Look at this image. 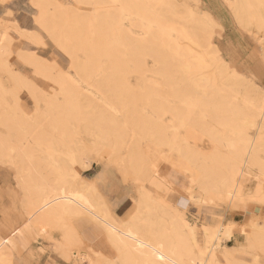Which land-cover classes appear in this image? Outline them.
<instances>
[{
  "label": "rangeland",
  "instance_id": "rangeland-1",
  "mask_svg": "<svg viewBox=\"0 0 264 264\" xmlns=\"http://www.w3.org/2000/svg\"><path fill=\"white\" fill-rule=\"evenodd\" d=\"M36 1L37 0H0V22L5 24L11 36L8 46L11 44L12 49L10 55L5 56V58H3V56L0 58V134L7 136L9 133H12L11 135L15 133V130H10V126L12 125L9 124V121V123L7 122L9 119L10 121L13 120V125L18 123L22 125L24 120V130L26 127H30L28 126V121H30L31 123L29 125L34 128L33 130L35 133H38V135L34 132L30 133L33 134V137L36 135L34 139L39 140L40 134L41 140L45 137V141L47 138L49 141H53L50 148H48V154L46 153L45 147L43 149L40 144L35 143L36 141H31L33 139L29 134L31 137L29 140L31 143H35L34 145L37 147L32 149L33 155L36 154L38 158L41 155L40 158L42 159L43 166H47V160L51 162L50 165L47 166V168L44 167L46 169L43 170V173L47 175L49 184L54 186H59V184L63 185V183L57 182L59 175L57 173L55 175L52 172V166H57L60 173L66 174L63 180L66 182V184H64L65 186L78 185L81 182L89 181V178L96 179L95 190L99 195V202L105 203L111 216L122 225L126 223L130 225L129 221H131L132 224L136 222L138 225L130 226H132V230L135 231L133 232L135 239L137 238L138 242H141V246L144 244L145 248H149L148 246H152L151 244L153 243V246H157L155 243L159 242V240L163 242L166 240L162 245L166 247V243L168 244L169 253L172 255V258L178 262H188L190 256L187 255L186 252L183 251L184 253H182L178 249L180 241L178 242L176 240L175 237L177 236L176 232H174L178 225H175L174 220L184 218L190 222V225L194 229L197 246L200 244L198 248L204 246V241L207 239V237L204 236V229L206 227L212 229L219 224L226 225L233 222L234 225L232 229L221 235L225 237L223 244L234 248L228 251L232 254L233 260L230 264H264V200L253 199L244 203H235V201L230 203L225 194L226 189L222 186L219 177L213 176V180H209L204 178L202 175L203 173L200 171L206 165H213V167L220 165L222 161L221 156L226 157L228 156L227 153H230L228 152V145L230 142H236V139L238 142L239 139L243 137V134H245V130H247L246 133L250 131L249 133L251 135L258 136L259 131L257 127L248 126L247 120L242 118L239 114V116L237 114H231L229 120L230 115L224 112L223 114L221 113L223 116L221 118L219 117V120H217L212 116L211 118L209 116L211 113L208 111L211 109L210 106L213 104V100H216L217 102H214L221 106L222 103L219 98L222 97V95L227 98L230 97L228 96L229 93L225 90L229 91L231 89L230 93L232 94L230 95H241L249 92L250 95L254 97L264 96V6L263 4V7L260 6L262 0H249L250 2L253 1L251 4L252 7L246 4L247 8L254 9L249 10V16H247V14L245 16L242 7L243 9L245 8V11L247 8L245 5L242 6L241 4L242 7L240 10L242 12H239L244 15L241 14V18L240 13L239 16L236 17L238 14L236 15L234 12L239 6V3H242L241 0H238L239 3L237 0H171L173 3H176L175 14L180 20H189V22H187L189 26L191 24L190 20H192V14H195L198 19L201 17L203 20H208L207 14H209L219 23L221 28H219V25L215 28L211 25L207 28V33L211 32L213 34L214 42L221 55L222 61L227 64L229 68L236 69L238 74L234 79L231 77V74L228 75L223 73L219 68V62L214 61V58L211 57L212 54L205 52L201 47L193 49L194 56L199 57L203 63H205V72L210 83L203 80V83L201 82V85L196 87L193 94L195 99H193V97L190 98L192 102H196L194 104L196 109L192 107L191 110H189L190 115L187 114L189 111L186 112V107L182 103H179L178 98H175L177 94H180L177 91L183 89V72L174 70L173 74L172 72L170 73L169 78L167 75H161L159 73L160 71L162 73L163 70H161V68L163 69V67L155 61L153 56L141 50H137L135 45L131 44L129 41L126 42L124 39L121 42H116V36L112 35L113 31L108 27L107 21H105L108 16L106 9L109 8L110 5H107L104 0H50V12H56L55 14H58V16H60V14L64 15V17L62 15L60 16L61 20L57 16V20L59 19L57 23L61 22L57 25L58 32L69 35L73 43L77 42L74 44L71 56H69L64 48L59 45L58 41L53 39L48 31L42 28L40 23H38L39 9L35 5ZM235 1L237 6L235 5ZM54 3H56V6ZM258 3H260V5ZM234 5L236 7H234ZM58 7L59 10L62 8L61 12L59 11L60 13H57ZM159 7L158 5L157 8ZM54 8L57 11H55ZM248 9L246 12H248ZM251 11H253V13ZM254 11H257V14L259 11L261 13L259 12L256 17ZM250 13L253 15L251 14L250 16ZM259 15L262 16L261 19H259ZM123 16L124 18L128 17L125 14H123ZM177 16L176 18L174 17L175 20H179ZM132 18L133 17H131V19ZM84 20L87 21L85 22ZM211 27L214 32L211 31ZM133 30L136 35L141 32L139 28L133 27ZM30 35L36 36L40 41L36 42L32 40V36L30 37ZM99 40L103 42L112 40L113 43L111 46H100L97 44ZM5 43L6 40L0 36V46ZM95 44L98 46H95ZM33 53L43 64H47L49 69L46 70L48 73L44 70H35L27 61V55H32ZM6 60L8 65H6ZM140 63L143 67L140 65L138 66ZM78 64L82 65L80 70ZM86 65L88 68H83ZM53 66H57L60 72H65L63 75L62 72H59L60 75L57 76L63 78L67 86H71L70 84L74 83L70 87H74L73 89L76 88L74 90V98L72 99L73 102L71 103V111L70 109L64 108L65 104L62 105V103H66V99H64L63 94L61 95L58 93L59 87L51 77H55L59 71L57 69L55 70ZM50 67L52 68V72H49L51 69ZM144 67H146L147 70ZM73 69H75L76 73L78 72V75ZM85 69L86 72L83 71ZM70 76L72 83L69 78ZM81 77L85 79H81ZM222 81L223 84L221 86ZM227 82L231 84L228 86ZM209 84H212V87ZM214 87H219V89L214 90ZM203 89H209L207 90V92L210 91L207 97L204 95L205 90L203 91ZM53 96L56 98H53ZM212 96L214 98L210 100ZM51 97L53 99H51ZM203 97L204 99L208 98L206 104H204ZM196 99H199V101ZM220 99L222 100V98ZM48 100L50 102H48ZM46 102H52V105L54 104L55 107L52 106V111H47ZM196 104L198 106H196ZM60 105L63 107L61 108ZM170 105V110L172 109V112H169ZM201 105L207 106L204 107ZM176 106H179V110ZM59 110H62V112ZM67 110L69 113L66 112ZM128 111H130V113ZM176 111L177 114H175ZM48 112H50V114ZM135 115L141 117H138V120L140 118L142 120V122L139 120L141 123H146L145 126L137 122V116ZM142 116L146 117L145 122H143L144 119H142ZM182 117L186 118L189 122ZM147 119L152 123H149ZM26 120L28 124H26ZM156 120L159 121L158 125L155 124L157 123ZM182 121H185L184 123H186V125L187 122L190 124L192 121L193 125L190 124V126H185V129L188 127L186 132L190 130L188 133H194L193 136H189V134L185 133L183 126H180L184 124ZM56 123L58 124L57 126L55 125ZM24 124L26 126H24ZM138 124L142 127L136 128ZM155 125L158 127H155ZM62 126H65V129H63ZM145 127L151 129L148 128V130L145 131ZM161 127L165 130V133L163 130L162 133ZM153 129H155L154 132H152ZM156 129L158 130V134H156ZM202 130L204 133H202ZM160 132L163 136L160 135L161 137H156ZM206 133H209L212 139H209V135L206 136ZM146 135H148V137ZM259 135H261V137H263L261 139L264 140V128ZM177 139L179 140L178 142ZM169 140L170 142H168ZM171 142L177 143L171 145ZM132 145L133 150L131 151H133V154L135 155L136 152H141V155L144 156L143 158L138 159V157L135 156V159L134 156H132L133 154L128 153L131 152L130 148ZM211 145L214 147L212 149L215 151L211 150ZM136 146L138 151L135 148ZM148 146L150 147L148 148ZM140 149H144V152ZM209 150L212 152L218 151L213 161L211 159L212 157L207 160L205 159V154H212L211 151L207 152ZM205 151L206 153H204ZM145 152H147L148 156H146ZM220 154L221 156L218 157ZM259 154L260 160L264 162V153L260 152ZM84 156L87 158L89 157L92 162L89 170L82 167L81 162ZM131 156L135 162L130 164V162H133L132 158V161H130ZM152 156L153 159L150 160ZM180 158L183 159L182 161H186L185 167L179 168L177 166L178 162L175 161H181ZM187 159H189V161ZM203 159H205L207 163ZM223 159V161H225V158ZM136 160H138V163L147 165L150 164H148L149 160L151 163L152 160L156 162V170L160 172L167 182L165 187L172 189L173 194L151 184L147 180V176H149L150 172L149 174L147 173L148 171L145 173L143 168L141 170L142 172L139 171L138 173V170L136 172L135 167L139 165L136 163ZM140 160L146 161V163L139 162ZM12 162L6 160L2 161L1 157L0 179L11 180L10 185L12 186L7 189L0 187L1 199H3L4 196L10 197L12 202H15L14 207L16 211H23L25 215L28 216L31 225H35L39 230L41 225L36 223H39L38 219L42 205L40 201L44 193L40 192L39 186L32 187L30 188L31 191H29V183L26 182L25 179L27 178L26 172L23 171L22 168L21 172L18 170L20 169L19 163H14V159ZM173 162L175 164H172ZM203 162L206 163V165H204ZM133 164L134 169H132ZM250 167L253 173L259 171L256 166L250 165ZM199 172L200 174L202 173V176ZM197 174L199 177H197ZM196 177L200 179H198V182L202 181V183H204L203 187L206 186V181L211 183L207 184V188H203L200 183H198V186H195L197 184ZM200 177H202V179ZM192 180L195 181L196 184ZM244 180L245 178L242 179V182L244 183L246 192L254 190L256 179H254L253 175L249 177L247 181ZM198 187H200V189ZM220 190L223 191L221 192ZM145 192L148 194V201L150 202L147 203L143 201L139 203L141 200V193L146 194ZM223 192H225V197ZM119 197L123 199L125 206H129L127 213L123 216H115L113 211L116 204L115 201L119 199ZM68 216L69 215L66 216L67 221L63 219L58 221V223L56 222L59 226L55 225L56 223L54 224L55 221L53 225L51 223L49 225L50 230L47 229L49 234L55 233V237L62 239V227L65 225V222L67 224V222L71 221L74 225V229H77L75 231L80 234V236L75 235L72 229L71 248H73L72 251H74L80 246L81 249H83L86 245V241L94 243L97 239L95 235L87 233L86 231L80 233L81 226H79V223L82 221L85 223L86 221L85 224H94L100 231L103 230L104 237L97 239L99 240L97 248H94L92 244H87L84 249L90 246L96 251L105 252L106 256L109 257L108 260H117L116 253L113 252L108 240H106V232L102 224L96 223L97 221H94V219L89 216H83L79 219L73 217L68 218ZM35 219L36 223H34ZM45 222L47 223L46 220ZM60 222H62L61 225ZM138 226L141 229H139ZM183 231L186 232H184L186 235L187 230ZM40 232L43 233L42 230ZM254 234L256 235L253 236ZM250 235L253 236L251 248L241 249L240 246L246 242ZM73 236L75 239L79 238V240H74ZM53 240L54 242L58 241L55 238ZM81 240L82 243L78 244ZM143 240L145 243L142 242ZM190 242L193 243L192 240L188 241V243ZM56 249L63 255L64 251L61 248L56 246ZM196 249L197 248H194V251H197ZM72 251L69 253L70 258L73 256ZM220 253L222 252L218 253L219 260L223 264H229L226 257ZM0 255L8 260V264H18L16 255L8 248V243L1 235ZM63 256L66 258L65 255Z\"/></svg>",
  "mask_w": 264,
  "mask_h": 264
},
{
  "label": "bare ground",
  "instance_id": "bare-ground-1",
  "mask_svg": "<svg viewBox=\"0 0 264 264\" xmlns=\"http://www.w3.org/2000/svg\"><path fill=\"white\" fill-rule=\"evenodd\" d=\"M78 1H81V0H78ZM241 1H242V3H239V1H238L240 7L238 6L236 8V11H234L236 13V15L238 14L237 16L234 14L236 17L239 16L240 12H242L240 10V8L242 6L245 5V7L247 8L246 4H248L250 7H252L251 4L253 1L252 2H250L249 0H241ZM104 2L107 5H110L109 8L106 9V13L108 14V16L106 17L105 21H107L108 27L111 28V30L113 31L112 35L116 36V38H117L116 42L117 41L121 42L124 39L126 42L129 41L131 44L135 45V48L137 50H141L142 52H144V53L146 52L147 54H150V56H153L155 61L163 67V69L161 68V70H163L162 73H161V71L159 73L161 75H167L169 78L170 73L172 72V74H173L174 70H178V71L180 70L183 72V75H184L183 84H182L183 89L181 91H177L178 89L176 90L180 94H177V96L175 98H178L179 103H182L186 107V112L191 110L192 107H195L194 104L196 102H194V101L192 102V99L190 100V98L194 96L193 94L195 92L196 87L201 85V82L203 80H205V82H209V78L207 77L206 72H205L206 65H205V63H203V61L199 57L194 56V53L192 51L193 49H195L196 47L203 48L205 50V52L212 54L211 57L214 58V61L219 62V64H218L219 68L222 70L223 73L228 74V75L231 74V77H233L234 79H235V76H238L236 69L229 68L227 66V64H225L222 61L221 55L218 52L217 46L214 42L213 34L211 32H210L211 34L207 33V28L209 26L213 25L215 28V27H218V25H219V23L209 14H207L208 20H206V19L203 20V19H201V17H200V19H198V17H196L195 14L190 13V14H192V16H191L192 20H190L191 24L189 26V24H187V22H189V20H187V21H186V19L180 20L179 17L175 14L176 13V11H175L176 3H173V1H171V0H104ZM263 2H264V0H262L261 5H260V3H258V4L260 6H262V4H263V6H264ZM235 3H236V1H235ZM50 4H51L50 0H37L36 1L35 5L39 9V17H38L37 21H38V23H40L42 28H44L48 31V33L50 34V36L53 39L58 41L59 45H61V47L64 48V50L68 53V55L71 56L72 50L74 49V44L77 42L73 43L72 39L69 35L58 32L59 30H57V27H58L57 25L61 22L57 23V21H59L60 16L62 14H60V16H58V14H55L56 12L51 13L49 10ZM241 4H242V6H241ZM254 4H256V3H254ZM54 5L56 6V3H54ZM158 5L160 6L159 8H157ZM235 5L237 6V3ZM235 5H234V7H236ZM62 8H63V6H62ZM61 9L59 10V7H58V11L56 9H55V11H57V13H58L59 11L61 12ZM247 9H246V11H247ZM251 9L252 8L248 9V12H246L245 8L243 9V7H242V10H244L243 13H245V16H246V14H247V16H249L248 13L250 12L249 10H251ZM252 10H254V9H252ZM259 10H260V8H259ZM63 12H65V11H63ZM251 12L253 13V11H251ZM254 12H255L254 15L256 16L259 14L260 11L258 12V14H257V11H254ZM243 13H240V18L243 15ZM252 13H250V16ZM123 14H125L128 17L124 18ZM196 14H198V13H196ZM57 16L59 17L58 20H57V18H58ZM62 16L64 17V15H62ZM129 16H130V18H129ZM176 16H177V19H179V20L174 19V17L176 18ZM131 17H133V18L131 19ZM261 17L262 16H260L259 19H261ZM62 20H63V18H62ZM124 21L127 23H125ZM261 21H263V20H261ZM63 22H65V21H63ZM132 26L134 28H139L141 32L137 33V35L134 34V30H133ZM211 28H209V29H211ZM219 28H221L220 25H219ZM0 30H1L0 36L4 40H6V43L4 45L0 46V50H1L0 51V53H1L0 58L2 56H3V58H5V56L10 55V53L12 51L11 44L8 46V42L10 41L11 36L9 35L8 30L5 27V24H2V22H0ZM211 31L214 32L213 28ZM30 37L32 40H34L36 42L40 41L34 35H30ZM56 37H57V39H56ZM92 40H94V39H92ZM112 43H113L112 40L111 41L106 40L105 42H103L101 40L97 41V44H99L100 46L101 45L111 46ZM86 44H87V42H86ZM97 44H95V46ZM95 46H93V47H95ZM87 56H90V55H87ZM91 57H92V54H91ZM88 60H90V59H88ZM88 60H87V63H88ZM27 61L34 67L35 70H37V69L38 70H44L48 73V71L46 70V69H49L47 64H43L40 61V59L35 56L34 53L32 55H27ZM90 61H92V60H90ZM114 62H115V60H114ZM6 65H8L7 60H6ZM139 65L142 66L141 63L138 64V66ZM81 66L82 65L78 64L79 70L81 69ZM85 67L88 68L87 65L84 66L83 68H85ZM53 68L56 70L57 66H53ZM144 68L146 69V67H144ZM51 70H52V68L49 70V72ZM57 70H59L58 74H56L55 77L54 76H51V77L59 87L60 92L58 90V93L61 95L63 94L64 99H66V103H62V105L65 104L64 108L70 109V111H71V105H72L71 103L73 102L72 99L74 98V90L76 88L75 89H73L74 87L70 88L74 84V83H72L71 76L69 78H70V81L72 84H70L71 86H67V84H65V82H64L65 80L63 81V78L57 76V75H60V73L62 71L60 72V69H57ZM146 70H145V72H146ZM159 70H160V67H159ZM73 71H75V69H73ZM83 71L86 72V69ZM163 72H164V74H163ZM75 73H76V71H75ZM63 74H65V72H62V75ZM52 75H54V74H52ZM81 79H85V78L81 77ZM75 84H76V82H75ZM222 84H223V81L221 83V86H222ZM230 84L231 83H228V86ZM209 85H211V87H212V84H209ZM213 86H215V85H213ZM214 88H215L214 90L219 89V87L218 88L214 87ZM209 89H203V91L205 90L204 95L206 97H207L208 93L210 92V91L207 92V90H209ZM223 91H224V87H223ZM225 91H227V93H229L228 96H230V97L227 98L224 95H222V97H220V98H222V100L219 98L220 102L222 103L221 106H220V104L217 105L215 103V102H217L216 100H213L212 101L213 104H211V106H210L211 111L210 110L208 111L211 113V115H209V116L210 117L212 116L213 118L219 120V117L221 118L223 116L222 114L225 112V113H228L230 115L229 116V120H230L231 114L232 115L233 114H237V115L239 114L242 118L247 120L248 126H250V127L256 126L259 133H261V130L264 128L263 127L264 126V96L254 97V96L250 95L249 92L241 94V95L240 94L230 95V94H232V93H230L231 89L229 91L228 90H225ZM75 95H76V93H75ZM53 98H56V97L53 96ZM53 98L51 97V99H53ZM213 98L214 97L212 96L210 100H212ZM193 99H195V98L193 97ZM206 99H204V97H203L204 104H206V102H208V98H206ZM196 100L199 101V99H196ZM48 102H50V101L48 100ZM48 102H46L47 103V106H46L47 111H52V108L55 107L54 104L52 105L53 100L51 103H48ZM200 103L202 104L201 101H200ZM75 104H76V102H75ZM207 105H205V106H207ZM180 106H181V104H180ZM196 106H198V105L196 104ZM201 106H204V105H201ZM62 107L63 106H61V108ZM176 107H177V109L179 108V106H176ZM176 107H174V108H176ZM58 108H60V107H58ZM170 108H171V105L169 107V110H170ZM199 108H201V107H199ZM177 109H175V110H177ZM195 109H196V107H195ZM169 110H167V111H169ZM59 111L62 112V110H59ZM177 111L175 112V114H177ZM66 112H68V110ZM128 112L130 113V111H128ZM169 112H172V109ZM48 113L50 114V112H48ZM57 113H58V111H57ZM181 113H183V112H181ZM70 114H71V112H70ZM72 114H73V112H72ZM131 114L134 115L133 113H131ZM187 114L190 115V111ZM78 115H80V114H78ZM51 116H52V114H51ZM77 116H76V118H77ZM135 116H137V115H135ZM138 117H140V116L138 115L136 117L137 119L136 118L135 119L138 120ZM143 117L144 116H142V119H144L143 122H145L146 117H144V118ZM210 117H209V119H210ZM140 118H139V120H141ZM182 118H184V117H182ZM227 118H228V116H227ZM184 119L187 120L186 118H184ZM129 120H130V118H129ZM136 120H135V122H136ZM139 120L137 122H139V124H143V123H141L142 120H141V122ZM152 121H153V118H152ZM7 122L10 125H12V126H10V130H12V129L15 130L14 131L15 133L13 132L14 133L13 135H11L12 133H9V135H7V136H3V134H0V161H1V157H2V161L6 160L8 162H12V160L14 159V161H15L14 163H16V162L19 163L20 169H18V170H20V172H21V168H22L23 171L26 172L25 174H26L27 178H25V179H26V182L29 183V185H28L29 189L32 187L39 186L40 192L44 193L43 197L41 198V201H40L42 203V205H41V213H40V216L38 219L39 223H36V219H35L34 223L41 225L40 226L41 230L43 232L47 233V229H49V225L51 223L53 225L54 221H55L54 222V224H55L56 222L58 223V221L63 220V219H65V221H67L66 220L67 215H69L68 218L73 217L76 219L82 218L83 216L92 217V219H94V221H97L96 223L102 224V226L106 232V235H105L106 240H108L110 246L112 247L113 252L116 253V257H117L116 258L117 260L110 261V260H108L109 257H107L103 251H100V252L96 251L93 248H91L90 246H88L89 248H86V249H84L85 247L83 249H81V246H80L77 248V250L72 251V249H73V248H71L72 247L71 246V244H72V241H71L72 229L74 230L75 235L80 236V234H78L75 231L77 229H74V225L72 224L71 221H69V222H67V224L65 222L64 226L62 225L63 226L62 227V230H63L62 239H60L59 241H55L57 244L56 246L61 248L64 251L63 255H65V257L67 259H70L69 253H71L70 251H72V255L74 254L75 258H78L77 260H79L83 264H223L219 260V254H218L219 252H222L220 254L221 255L223 254L226 257L229 264H230V262L233 261L232 260V254H230L228 251L230 249L233 250L234 248L230 247V246H225L223 244L225 237L221 236L223 233L229 232L232 229V227L234 225L233 222H230L229 224H226V225L219 224V225L213 227L212 229L206 227L204 229V234H205L204 236L207 237V239L204 241L205 242L204 246H201V248H198L200 246V244H199V246H197L196 238L194 235V229L190 225V222L184 218L174 220L175 225L176 224L178 225L176 228V231H174V232H176V236H177V237H175L176 240L178 242L180 241V246L178 249L182 253L186 252L187 255L190 256V259L188 262L183 263V262H178L177 260L173 259L172 255H170V253H169L168 244L166 243V245H167L166 247H164L165 245L164 246L162 245V243L164 244L166 242V240H165V242H163L162 240H159V242L155 243V244H157V246H153L154 243L151 244L149 242L152 245V246H148L150 249L145 248L144 244H143V246H141L142 245V244H140L141 242L139 243L137 238L135 239V237H134L135 235L133 234V232H135V231L132 230L133 227L130 226V225L135 226L137 223L133 222L134 224H132V222L129 221L130 225H127V223L122 225L121 223L116 221L111 216V213L108 211L107 206H105V203H103L101 201L99 202V200H98L99 195L95 190L96 179L89 178V181L81 182L78 185L65 186L64 184H66V182L63 180H64V177L66 174L60 173L58 170V167L52 166V164H51L52 169H53L52 172L55 175H56V173L59 175L57 182L59 181L60 183H63V185H60V184H59V186L50 185L48 180H47V175H45L43 173V170L46 169L47 166H49L51 162H50V160H47L46 161L47 166H43L42 161H41L42 159L40 158L41 155L39 156V158L37 157L36 154L33 155L32 149L37 148V147H35L34 144L38 143L42 146L43 149L45 147L46 153H48L49 152L48 148H50V145L53 141L52 142L49 141L48 138L45 141V139H46L45 137H43L41 140L40 134H39V140L34 139V137L36 135H34V137H33V134H30L31 132L35 133V131L33 130L34 128L31 127V125H29L31 123L30 121H28L29 122V124H28V122L26 120L27 123L26 122L25 123L28 124V126H30V127L29 128L26 127L25 130L23 127L24 120H23L22 125L19 123L16 125H13V120L10 121V119L7 120ZM61 122H64V121H61ZM135 122H133V123H135ZM148 122L152 123L149 120H148ZM158 122L159 121H157V123H155V124L158 125ZM182 122L184 123L185 121H182ZM182 122H181V124H182ZM188 122H187V125H186V123H184L185 125L184 124L183 125L179 124V125L183 126L184 129H185V126H188V125L190 126V124L193 125L192 121L190 124ZM139 124H138V126H136V128L141 126ZM145 124H143L142 126H145ZM161 124H162V122H161ZM34 125H35V123H34ZM53 125H54V123H53ZM55 125L57 126L58 124L56 123ZM135 125H137V124H135ZM156 125H155V127H158ZM204 125H205V123H204ZM24 126H26V125L24 124ZM65 126H62L63 129H65L64 128ZM149 127H145V131H147ZM151 127H153V126H151ZM38 129H40V128H38ZM149 129H151V128H149ZM168 129H169V127H168ZM186 129H188V127H186ZM186 129H185V133L189 134L188 132L190 130L188 132H186ZM193 129H194V127H193ZM138 130H140V129H138ZM154 130L155 129H153L152 132H154ZM162 130L165 133V130L161 127V131ZM28 131H29V133H28ZM163 131H162V133H163ZM246 131L247 130H245V134H243V137L241 136L242 138L239 139L240 143H239V141L237 142V139H236V142L235 141L230 142V144L228 145V147H229L228 152H230L229 154L227 153L228 156L224 157V156H221V154L218 156V157L221 156V159H222V161L220 162V165L217 166L218 168L215 166L213 167V165H209V166L206 165V163H207L206 160L210 157H212L211 158L212 161L215 160V155L218 152V151L212 152L215 150L212 149L214 147L211 145L212 151L209 150L207 152L211 151L212 154L211 155H209L210 153L205 154L206 160L203 159L204 161H206V163L203 162V164L206 165L207 167L205 166V167H203L202 170H200L203 173V174L201 173L203 175V177L207 178L209 180H211V179L213 180V176L219 177L222 186H224L226 189V193L223 192V194L225 193L227 195V198L230 201V203L233 201H235V203L236 202L244 203V202H247L248 200L250 201L253 199H260L261 201L264 200V162L261 161L260 157H259L260 152L264 153V140L261 139L263 137H261V135H259V133H258V136H256V135H251L249 133L250 131L248 133H246ZM152 132H150V133L153 134ZM162 133L160 132L159 135H156V134H158V130H157L155 135H156V137L157 136L161 137V136H163ZM202 133H204V131ZM29 134L31 135V137L33 139L31 141H36L34 144L31 143V141L29 140V138L31 139ZM35 134L38 135V133H35ZM193 134L190 133L189 136H191V135L193 136ZM206 134H207L206 136L209 135V133H206ZM146 136L148 137V135H146ZM259 136H260V138H259ZM209 139H212V137L210 135H209ZM135 141H137V140H135ZM178 141L179 140L177 139V142ZM209 141H212V140H209ZM168 142H170V140ZM177 142H174V143L171 142L170 144L174 145ZM213 144H214V142H213ZM133 145L131 146L130 151L133 150ZM149 147L150 146H148V148ZM135 148L138 151L137 146ZM144 149H140V150L144 152ZM219 149H220V147H219ZM136 150H135V152H136ZM140 150H139V152H140ZM183 150H185V149H183ZM128 153L133 154V151L128 152ZM145 153H146V156H148L147 152H145ZM204 153H206V151ZM132 156H134V158L136 156V157H138V159L144 157L141 155V152L140 153L136 152L135 155L133 154ZM132 156L130 157V161H132V159H133ZM184 156H186V155H184ZM223 158H225V161H223L224 160ZM46 159H47V157H46ZM151 159H153V156H152V158H150V160ZM184 159H185V157H184ZM150 160H149V162L147 161L148 164L150 163L149 165L138 163L137 162L138 160H136V163H138L139 165H138V167L136 166L137 168L135 167V171L137 172V170H138V173H139V171H141L143 168V171L145 173L148 171L147 173L149 174V172H150L149 176H147V180L151 184H153L155 187H157L159 189H164V191H168V192H171L173 194L172 189H170L169 187H165L167 185V182H166L165 178L160 174V172L156 170V162H153V160H152V163H153L152 164L150 162ZM180 160L181 161H175V162H178L177 166L179 168L185 167L186 161H182L183 160L182 158H180ZM187 160L189 161V159H187ZM134 162H135V160L133 159V162H130V164L134 163ZM139 162H142V163L145 162L146 163V161H143V160H140ZM81 163H82V167L84 169L89 170L92 162L90 161L89 157L87 158L84 156ZM12 164H13V162H12ZM172 164H175V163L173 162ZM250 165L256 166L259 171L256 173H253ZM132 166H133L132 169H134V164ZM44 167H46V168H44ZM199 167H200V165H199ZM182 170L185 171L184 169H182ZM68 171H69V169H68ZM199 174H200V172H199ZM215 174H217V175H215ZM252 175H253L254 179H256V182L254 185L255 186L254 190H251L250 192H248V191L246 192L244 183L242 182V179L245 178V180L247 181L248 178L251 177ZM148 177H149V179H148ZM197 177H199L198 174H197ZM218 177H215V178H218ZM200 178L202 179V177H200ZM204 178H203V181L205 182ZM198 179L199 178H197V181H196L197 184L195 181H193V180L192 181L195 182V184H196L195 186H198V183H200V185L202 184L201 186L203 187L204 183H202V181L198 182ZM55 181H56V178H55ZM206 182H207V184L211 183V182L209 183L208 181H206ZM207 184H205V185L208 186ZM206 186L203 188H207ZM219 187H220V185H219ZM198 188L200 189V187H198ZM29 191H31V189ZM223 194H222V196H223ZM225 194H224V197H225ZM220 197H219V199H220ZM140 198L142 201L140 200L139 203H142L143 201H146L147 203L150 202V201H148L149 196L147 193L146 194L141 193ZM148 207L150 208L149 205H148ZM34 218H35V216H34ZM45 220L47 221V223L45 222ZM62 222H60V225ZM57 223L55 225H58ZM151 225H153V224H151ZM138 228H139V226H138ZM139 229H141V228H139ZM144 229H145V227H144ZM183 230H187L186 235L184 234L185 231H183ZM149 231H152V230H149ZM263 233H264V231H263ZM256 234H254L253 236H255ZM253 236L250 235L247 238L246 242L240 246V248L245 249V248L250 247L252 244V241H253ZM49 237H47V238L49 239ZM73 238H74V240H77V241L79 240V238L75 239L74 236H73ZM144 238H145V236H144ZM189 240H192L193 243L192 242L188 243ZM142 242H144V240ZM79 243H82V240L79 241L78 244ZM194 248H197L196 249L197 251H194ZM0 264H8V260L1 255H0Z\"/></svg>",
  "mask_w": 264,
  "mask_h": 264
},
{
  "label": "crops",
  "instance_id": "crops-1",
  "mask_svg": "<svg viewBox=\"0 0 264 264\" xmlns=\"http://www.w3.org/2000/svg\"><path fill=\"white\" fill-rule=\"evenodd\" d=\"M10 184L11 180L0 179V187L7 189L12 187ZM1 198L0 193V235L8 243V248L16 255L18 264H83L77 260L78 258H75L74 254L70 259L64 258L56 249L57 244L53 240L55 238L59 241L61 238L55 237V233L40 232L41 228L38 230L35 225H31L28 216L23 211H16L15 202H12L10 197ZM115 202L113 210L115 216L126 214L129 206H125L123 199L119 197ZM85 223L84 221L79 223L80 233L86 231L95 235L97 239L104 237L103 230L100 231L94 224ZM47 236H50L51 239L50 237L48 239ZM97 239L94 243L88 241L85 243L86 245L92 244L94 248H97L99 245Z\"/></svg>",
  "mask_w": 264,
  "mask_h": 264
}]
</instances>
